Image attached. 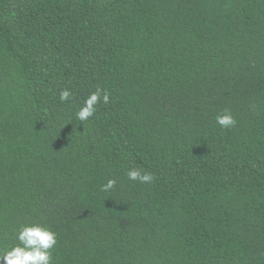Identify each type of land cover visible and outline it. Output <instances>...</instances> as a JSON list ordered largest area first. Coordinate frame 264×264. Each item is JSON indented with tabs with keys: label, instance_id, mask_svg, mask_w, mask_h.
<instances>
[{
	"label": "trees",
	"instance_id": "trees-1",
	"mask_svg": "<svg viewBox=\"0 0 264 264\" xmlns=\"http://www.w3.org/2000/svg\"><path fill=\"white\" fill-rule=\"evenodd\" d=\"M32 222L54 264H264V0H0V250Z\"/></svg>",
	"mask_w": 264,
	"mask_h": 264
},
{
	"label": "clouds",
	"instance_id": "clouds-1",
	"mask_svg": "<svg viewBox=\"0 0 264 264\" xmlns=\"http://www.w3.org/2000/svg\"><path fill=\"white\" fill-rule=\"evenodd\" d=\"M73 93L69 89H63L59 93L62 104H68ZM111 102V94L100 87L91 92L75 112V119L80 122H88L95 118L97 107L100 104L107 105ZM216 123L225 129L236 126L237 120L230 110L225 109L222 114L216 116ZM127 179L141 184H150L155 180L152 172L133 167L126 172ZM114 178L107 179L100 191L109 193L117 186ZM15 244L0 250V264H54L53 250L58 244V234L41 222H32L21 225L14 233Z\"/></svg>",
	"mask_w": 264,
	"mask_h": 264
}]
</instances>
